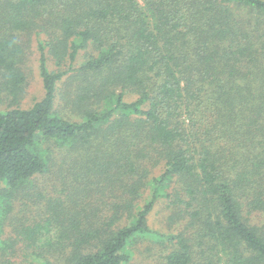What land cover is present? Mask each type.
Returning <instances> with one entry per match:
<instances>
[{
	"label": "trees",
	"instance_id": "trees-1",
	"mask_svg": "<svg viewBox=\"0 0 264 264\" xmlns=\"http://www.w3.org/2000/svg\"><path fill=\"white\" fill-rule=\"evenodd\" d=\"M0 83V264H264V0H0Z\"/></svg>",
	"mask_w": 264,
	"mask_h": 264
},
{
	"label": "rangeland",
	"instance_id": "rangeland-1",
	"mask_svg": "<svg viewBox=\"0 0 264 264\" xmlns=\"http://www.w3.org/2000/svg\"><path fill=\"white\" fill-rule=\"evenodd\" d=\"M20 40L24 43L25 45V49H26V64L28 65L27 69L33 68V75L31 76V79L28 81L27 87H26V92L23 96V98L21 99L20 104L25 107V108H29L31 107L36 101L40 100L43 95H44V90H43V86H42V81H41V77H40V73L38 70V65H39V59H40V49H39V43H38V38L36 35L34 34H26L24 33V35L22 34L20 37ZM50 66L52 68H57V66L53 63L50 62ZM63 67H65V65H63ZM9 102L7 100L6 94L3 91L2 85L0 83V110L2 109H6L9 106ZM55 153H57V155L61 156V158L65 155H63L61 152L56 151ZM41 180V185L43 183H49L47 182L46 179H44L43 177L40 178ZM50 190H52L51 188H49ZM21 201V200H19ZM20 204V203H19ZM18 204V205H19ZM159 208H163L162 206H160ZM165 217L163 218L162 212H157L154 216H152L151 221L155 226H160L162 225L163 221ZM162 222V223H161ZM7 231L11 234V236L14 237H19V243H16V249L17 251L12 253V259L14 261V264H37L34 260H29L26 257L25 254V250H28L31 252V250L29 248H27L26 246H24V240L22 238V236H18L17 232L15 230H12L11 228H9L7 230L6 228V236H7ZM20 234V233H19ZM31 248V247H30ZM145 248L144 245H139V249L140 252L138 251V256L143 257V255L145 256V254H143L144 252H142L141 250H143ZM15 251V250H14ZM139 264H151L150 261L147 262H140Z\"/></svg>",
	"mask_w": 264,
	"mask_h": 264
}]
</instances>
